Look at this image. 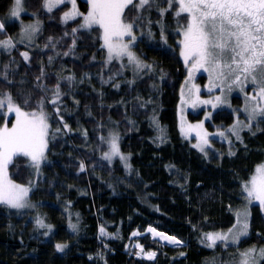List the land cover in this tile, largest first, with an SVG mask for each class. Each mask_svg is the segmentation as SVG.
Segmentation results:
<instances>
[{"label": "trees", "instance_id": "obj_1", "mask_svg": "<svg viewBox=\"0 0 264 264\" xmlns=\"http://www.w3.org/2000/svg\"><path fill=\"white\" fill-rule=\"evenodd\" d=\"M43 2L24 0L41 20L28 45L8 20L13 0H0V41H11L0 50V96L10 94L23 111L43 110L48 123L39 172L22 155L8 166L12 181L31 187L35 205L25 213L0 206V264H238L240 253L264 248V214L244 189L264 162V118L223 141L215 131L234 115L220 110L206 123L208 145L182 135L180 43L188 15H177L178 0L142 8L133 0L125 8L123 20L138 35V77L124 57L109 59L98 27L83 28L78 17L64 22L67 4L47 11ZM77 4L88 11L87 2ZM200 116L188 113L192 121ZM245 213L248 233L238 244L202 243L235 229ZM148 228L179 244L152 239ZM134 242L154 258L136 257Z\"/></svg>", "mask_w": 264, "mask_h": 264}, {"label": "snow or ice", "instance_id": "obj_2", "mask_svg": "<svg viewBox=\"0 0 264 264\" xmlns=\"http://www.w3.org/2000/svg\"><path fill=\"white\" fill-rule=\"evenodd\" d=\"M64 2L65 0H44L43 6L51 11ZM149 2L150 0H139L135 7L142 8ZM168 2L171 4L172 0ZM89 3L91 8L84 17L83 27L98 24L104 30L103 40L108 49L109 59L113 53L117 56L126 53L130 61L136 62L137 67H143L134 54L127 51V44L112 43L113 38L119 39L125 34L131 36L133 25L122 22V13L128 5L133 4V0H89ZM178 3L177 15L187 13L189 17L184 40L181 42L183 48L180 54L185 61L193 57L197 67L203 68L209 65L210 70L216 72L219 78H223L224 70H227L228 74L237 73L236 82L240 81L241 75L246 80L250 78L251 82L259 87L257 95L264 100V0H178ZM20 5L21 0H15V7L11 11L13 17L19 15ZM78 14L73 0V11L65 13L63 19L68 20ZM2 27L3 25H0V28ZM29 27L33 32L36 31L35 26ZM132 40H135L134 36ZM0 44L7 47L11 41H0ZM22 55L27 59L26 53ZM205 70L209 69L205 68ZM55 96L59 97V86ZM216 100L219 102L220 97H216ZM5 102L8 103L10 111H15L17 119L11 128L6 125L0 128V203L19 209L25 207V197L29 189L7 179L8 165L14 156L23 154L29 156L37 169L39 168L43 149L46 146L44 137L47 134L48 124L46 115L42 111L39 114L21 111V108L13 103L10 94H5L4 98L0 99V107ZM208 102L204 101V103ZM117 151L114 138L112 154H116ZM81 167L83 168V165ZM257 172L259 176L253 177L251 187L245 185V191L249 198L255 196L264 207V165L258 167ZM37 224L44 226L40 220H37ZM70 227L75 228V225ZM235 227L234 225L233 228ZM149 231L155 232L154 229ZM229 231L232 232V229ZM247 231L248 224L245 222L233 235V242L247 235ZM101 232L103 233V228ZM166 239L179 243L175 237H166ZM227 239V235L208 234L207 240L210 241L208 247H212L217 240ZM63 247L62 244L56 245L57 250H62ZM240 256L241 260L238 264H261V261H264V248L257 251L253 247L240 253Z\"/></svg>", "mask_w": 264, "mask_h": 264}, {"label": "rangeland", "instance_id": "obj_3", "mask_svg": "<svg viewBox=\"0 0 264 264\" xmlns=\"http://www.w3.org/2000/svg\"><path fill=\"white\" fill-rule=\"evenodd\" d=\"M87 2L88 4V11L86 13H80L79 7H78V0H75V10L78 12V15L70 17L68 20H64V14L67 12L73 11V0H65L64 3H61L57 5L55 8H58L60 6H63L64 4H67V9L63 11L62 13V20L64 22L75 20L80 18V25L83 27L85 21L84 17L88 14L90 11L91 5L89 3V0H83ZM44 5V2L43 4ZM15 7V0H13L12 6L9 9L8 12V20L14 21L19 25V33L16 34V38L23 39L26 44L30 45L34 42L36 35L39 32L40 26H41V20H39L34 12L28 11L24 7V0H21V11L19 12V15L16 17H13L11 15L12 9ZM45 10L48 11L47 8L43 6ZM53 8V9H55ZM187 14V13H186ZM30 17H29V16ZM188 15V14H187ZM26 19V20H25ZM189 19V17H188ZM122 22L125 24H129L124 22L123 20V13H122ZM29 26H35L36 31L33 32ZM90 27H98L100 29V32L102 34L103 38V29L98 24H93L91 26L83 27V28H90ZM187 28V26H186ZM181 32V42L184 40V31ZM132 36L135 37V40H132ZM138 35L134 31L132 27V33L131 36L125 34L124 36L120 37L119 39L113 38L112 43L113 44H127L128 49L127 51H130L134 54V56L138 59L139 56L136 55V53L133 50V46L137 40ZM5 41V40H3ZM104 42V40H103ZM105 46V45H104ZM181 50L183 48V44L180 43ZM11 47V44L7 47H5L3 44H0V50L5 49L9 50ZM106 48V54L109 57L108 49ZM125 58L126 62L128 63V66L131 68L133 73L136 77L140 76L143 72L142 67H137V64L135 61H130L126 53H122L121 55L117 56L115 53L112 54L111 58ZM181 60L186 68L187 76L184 80L183 87L184 90H182V97H181V103L178 110V120L180 124V129L182 131V135L186 138H193L196 141V144L198 147H204L205 144L208 145V139L210 136V132L208 131L206 127L207 122H211L213 115L220 110H226L231 111L234 115V120L231 124L224 126L222 130L217 129L215 133H217V136L219 140L223 141H229L232 137H238L243 130L251 129L253 125L256 124V122H259V120L264 118V100H262L257 93L259 92V87L251 82V79H245L243 75H241V79L239 82H236V75L237 73L228 74L227 70H224V76L223 78H219L216 72H212L211 66L205 65V67H197L196 66V60L193 57H189L188 61L186 62L184 57L181 56ZM224 62V61H222ZM142 65V63L140 62ZM205 68H208L209 70H205ZM204 77V79H202ZM216 97H220V101L218 102L216 100ZM4 96H0V99H3ZM204 101H209L208 103H204ZM15 104V103H14ZM16 105V104H15ZM17 106V105H16ZM255 109V112L253 110ZM23 111V110H21ZM41 111L44 113L43 110H36V111H23V112H36L37 114L41 113ZM198 113L200 114V118L196 121H192L188 117V113ZM0 116L2 118V121H0V128L4 127L5 125L8 128H11L13 124L16 122V113L14 110H9V105L7 102L4 103L2 107H0ZM47 122V120H46ZM255 123V124H254ZM48 124V123H47ZM48 131V129H47ZM223 133V135H221ZM205 140L207 141L205 143ZM45 147L43 149V156L39 163V168L34 165V162L31 160L29 156L22 155L27 158L29 167L33 170L34 173H38L41 165L45 161V154L47 149V134L44 137ZM17 156V155H16ZM15 157V156H14ZM13 157V158H14ZM12 162V161H11ZM264 165V162L257 165L253 175L249 179L248 183L245 185H248V187H251V181L253 177H258L259 174L257 172L258 167ZM9 166V165H8ZM7 179L10 180L14 184V181H12L8 174V168H7ZM20 185V184H18ZM23 187H26L29 189L27 196L25 197V207L23 208H13L10 207L7 204L0 203V206H5L10 209L15 210L18 213H25L29 212L33 206L35 205L30 199H29V193L31 190V187L26 185H21ZM245 189V187H244ZM246 195L248 196V193L245 191ZM249 198V197H248ZM252 203L257 204L259 208L261 209V212L264 214V207H262L260 201L255 198V196L249 198ZM248 215L240 216V220L238 223V226L235 229H232V232L223 231V232H214L210 233L213 235L219 234V235H227V240H217L215 244L212 246L214 247L216 244L221 243L224 246L227 245H236L238 242L244 238L246 235L241 236L238 241L233 242V235L239 231L240 227L243 223H247ZM248 233V231H247ZM208 235V234H207ZM207 235L203 236L205 240L202 241V243L208 247V244L210 241L207 240ZM138 234L132 236L137 237ZM176 240V239H175ZM177 241V240H176ZM179 242V241H178ZM134 244H137L134 242ZM170 244V245H176ZM132 244H130L131 246ZM137 247V252L144 253V250L140 248V246L137 244L135 245ZM255 247V246H254ZM253 248V247H251ZM263 247H255L257 251ZM151 253V252H150ZM153 253L149 255L150 258H152ZM149 259V258H148Z\"/></svg>", "mask_w": 264, "mask_h": 264}, {"label": "bare ground", "instance_id": "obj_4", "mask_svg": "<svg viewBox=\"0 0 264 264\" xmlns=\"http://www.w3.org/2000/svg\"><path fill=\"white\" fill-rule=\"evenodd\" d=\"M149 229H152V228H148L145 233L149 234L152 239H156L160 242L167 243V244H175L176 243V242H172V241L166 239V237H172V236H169L168 234H164V233H161L160 231H156V230H155V232L149 231ZM159 234H163V235H159ZM149 255H150L149 252H144V253L137 254L136 257L144 258V259H148V258L150 259Z\"/></svg>", "mask_w": 264, "mask_h": 264}]
</instances>
